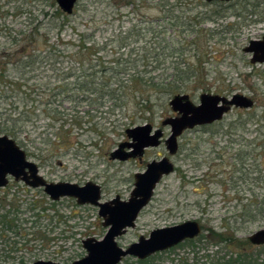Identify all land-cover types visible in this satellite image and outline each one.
Returning a JSON list of instances; mask_svg holds the SVG:
<instances>
[{"label": "rangeland", "instance_id": "1", "mask_svg": "<svg viewBox=\"0 0 264 264\" xmlns=\"http://www.w3.org/2000/svg\"><path fill=\"white\" fill-rule=\"evenodd\" d=\"M51 1L0 0L2 44L6 42L7 28H19L28 21L26 15L34 19L40 15L41 20L43 13L53 14L60 9L68 18L63 16L53 26L55 22L48 15L43 30L51 42L62 40L59 46L67 48L66 54L77 49L70 41H77L79 33L86 32L102 44L100 54L106 61L116 60L119 54L115 51L124 52L122 60L140 51L161 63L158 68L157 62L153 69L149 66L147 75L167 76L175 68L183 71L184 85H188L184 93L196 104L202 93L227 97L240 93L252 98L254 105L233 107L218 122L185 130L178 137L177 153L171 155L164 143L171 134V126L163 125V121L178 115L170 105L173 96L157 93L149 107H139L130 98L127 105L116 106L109 112L112 100H106L103 106L90 104L78 92L83 85L79 81L70 85L77 87L72 98L61 97L58 100L61 104L53 105L64 117L57 120L50 117L47 108L51 106L46 104L44 96L32 120L16 124L15 140L28 159L38 164L40 174L54 182L83 185L93 181L101 186L103 201L117 194L128 199L134 188L135 173L144 172L152 160L168 156L175 171L162 178L152 200L139 214L136 226L117 238L119 245L128 247L140 235L148 237L156 228L197 220L202 232L193 238V246L187 239L170 251L152 255L151 262L181 264L185 260L187 264H213L208 254L213 262L223 255L235 258L241 254L239 257L246 263L262 264L264 244H253L248 237L264 228V63H251L252 54L244 48L252 39L264 36V0H144L141 3L133 0L139 3L137 6L131 0H78L71 14L65 13L56 0ZM128 34L126 39L124 36ZM121 43L128 45L119 50ZM56 61L50 58L42 63V75L29 83L36 81L45 88L58 83V78L63 79L72 64L68 58ZM97 62L94 56L95 66L86 61L82 65L76 59L73 64L76 76L70 81L75 82L86 68L87 73L93 67L99 69ZM54 65L59 67L58 71ZM70 116L75 120L71 118L64 124ZM146 123L153 130H162V143L146 148L141 157L113 158L112 152L121 143L132 141L126 130ZM68 127L71 132H64ZM17 184L9 191L22 204L18 215L26 228L21 231L26 234L21 237L9 233L8 238H0V264H31L41 259L71 264L87 253L83 239L105 236L108 228L103 226L97 206L78 204L72 197L54 201L43 188ZM33 199H48L56 204L46 203L47 210L39 212L42 216L33 217L38 210L27 207ZM210 228L232 234L234 242L218 243L219 240L211 237ZM202 235L209 239L198 240ZM136 261L137 258L127 257L121 264H137Z\"/></svg>", "mask_w": 264, "mask_h": 264}, {"label": "trees", "instance_id": "2", "mask_svg": "<svg viewBox=\"0 0 264 264\" xmlns=\"http://www.w3.org/2000/svg\"><path fill=\"white\" fill-rule=\"evenodd\" d=\"M143 1L139 0L140 3ZM51 3H54V0ZM131 4L134 6L139 5V3H135L133 0H131ZM48 15L51 17L49 20L55 22L53 26H57L56 20H62L63 16L65 19L68 18L60 9H57L53 14H49L48 12L43 13L44 17L41 20L39 19L40 15H37V19L26 15L25 19L28 21H25L24 24L21 23L22 25L19 28L15 26L7 28V38L4 44H2L0 39V135L5 134L17 139L16 134L18 130H16V124L20 122L21 124H25L31 121L33 115L36 114L39 103L44 101V96L47 99L46 104L51 106V108H47V111L51 113L50 117L56 120L64 117V115L61 117L63 113L58 107L53 105L61 104L58 101L61 97L72 98L74 95L73 90L77 87H71L70 85L74 83L78 84L80 83L79 81H82L83 85L79 87L81 91L78 92L88 98L90 104L103 106L106 100H112L113 105L111 104L108 108L109 112L116 106L123 107L127 105L126 101L130 100V98L134 99L139 107H146L152 104L154 101L153 96L157 93L165 92L174 96L188 91V85H184L185 74H182L183 71L176 68L173 73L167 75L168 77L162 74L147 75L150 72L147 68L152 66L153 69V64L157 60L155 61L153 57L150 59V56L147 54L143 55L140 51L134 57L129 55L125 60H122L124 52L115 51L119 54L117 55L118 57L115 56L116 60H111V62L106 61L104 55L100 54L102 44L100 45L93 35L89 36L86 32L79 33L77 41H73V43L70 41L77 49L66 54L67 48H60L59 46L62 40L59 43L51 42L50 37L45 33L47 31L43 30L47 21L45 19ZM176 19L175 21H177ZM175 21L174 25L176 24ZM124 37L128 39L129 34ZM155 38L156 36L153 37V44L156 42ZM127 45L128 43L124 45L121 43L119 50L127 47ZM152 49H155V47ZM61 56L62 58H60ZM93 56L98 60L97 63H99L100 68L93 67L91 73H87L86 68L83 73L78 74L79 76L77 75L75 82L70 81V78L76 76L77 69L73 65L76 63V59L82 65L85 61L92 64ZM50 58H56V62L58 63L61 62V59L68 58V62L72 65L64 72L66 76L63 79L58 78V83L50 87L46 86L45 88L42 83L39 84L36 81L29 83L33 78L37 79L42 75L43 71L40 70L42 63H46ZM141 60L142 63H139L138 61ZM51 63L55 64L54 62ZM95 65L92 64V66ZM156 65L154 66L158 68L161 66V63L157 62ZM54 67L58 71L59 67L56 65ZM169 76H172V79L169 80ZM188 79L190 80V78ZM104 98L105 100L103 101ZM58 115L60 116L58 117ZM71 118H74V116H70L69 119L65 118L63 123L65 124ZM94 125H97V123H94ZM64 132H71V127L64 129ZM15 183L5 188H0V238L2 239H6L9 233L20 234L21 237H24V234H26V231H21L26 230V228L23 225L24 222L20 220L21 217L18 215L22 204L18 203L14 194H11L9 191L13 185H19L17 182ZM50 202L48 199H33L27 207L29 210H38V213L33 215V217H40L42 215L39 212L42 209L46 211L47 206L45 204ZM51 203L56 204L54 201ZM209 231L214 240H219L218 243L229 242V244H232L235 240L232 234L228 235L226 232H218L213 228H210ZM205 238L209 239L207 236L202 235L198 240L202 241ZM187 242L193 246L195 239H188ZM239 245L243 244L239 243ZM240 255L235 258L232 255L229 258L223 255L217 259L215 258L214 262L210 258L211 255L208 254L207 256L213 264H249L242 261L241 257H239ZM151 258L137 260V264H155L151 262ZM181 264H187V262L183 260ZM256 264H258L257 261Z\"/></svg>", "mask_w": 264, "mask_h": 264}, {"label": "water", "instance_id": "3", "mask_svg": "<svg viewBox=\"0 0 264 264\" xmlns=\"http://www.w3.org/2000/svg\"><path fill=\"white\" fill-rule=\"evenodd\" d=\"M78 0H56L60 8L71 14ZM211 2L214 0H205ZM230 1V0H219ZM252 54L251 63H264V36L252 39L244 48ZM173 111L178 115L163 121V125L171 126V134L164 143L171 155L179 148L178 137L187 129L196 126L212 124L224 118L233 107L251 108L252 98L236 93L231 97L219 94L202 93L196 104L189 94L180 93L170 100ZM131 142H123L112 152L113 158L128 159L141 157L146 148L156 147L162 143L161 129L153 130L149 123L126 130ZM130 150H125V148ZM175 171V165L168 156L152 160L144 172L134 175V188L128 199L119 194L114 198L103 201L102 188L93 181L80 185L67 181H48L42 174L36 162L28 159L26 151L16 140L8 135H0V188L6 187L9 177L22 181L32 188H43L44 192L54 201L62 197L75 198L78 204H90L99 208L98 214L103 218V226L108 230L102 239L89 236L82 241L86 255L71 264H120L124 258L132 256L146 259L158 252L165 251L187 239L200 235L202 227L197 220H186L182 223L153 229L149 236L140 235L138 241L124 248L119 245L117 238L124 235L129 228L136 226L140 212L150 203L155 189L165 175ZM248 239L256 245L264 244V228L252 233ZM31 264H62L52 260H37Z\"/></svg>", "mask_w": 264, "mask_h": 264}, {"label": "flooded vegetation", "instance_id": "4", "mask_svg": "<svg viewBox=\"0 0 264 264\" xmlns=\"http://www.w3.org/2000/svg\"><path fill=\"white\" fill-rule=\"evenodd\" d=\"M217 122H218V121H217ZM9 178H10V182L8 183L7 186H10L12 182H15V181H16L15 178H13V177H9ZM17 182H22V181H17ZM25 185H26V184H25ZM7 186H6V187H7ZM1 188H5V187H1ZM140 213H141V212H140ZM178 245H179V244H178ZM122 247H123V246H122ZM174 247H175V246H174ZM124 248H126V247H124ZM172 248H173V247H172ZM172 248H170V249H172ZM1 251L5 252L4 249H1ZM6 252H7V251H6ZM6 252H5V253H6ZM154 255H155V254H154ZM128 257H132V256H128ZM150 257H151V256H150ZM126 258H127V257H126ZM134 258H135V257H134ZM148 258H149V257H148ZM124 259H125V258H124ZM124 259H123V260H124ZM146 259H147V258H146ZM137 260H144V259H138V258H137ZM55 262H56V261H55ZM60 263H61V262H60ZM120 264H121V263H120Z\"/></svg>", "mask_w": 264, "mask_h": 264}]
</instances>
